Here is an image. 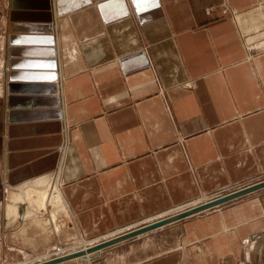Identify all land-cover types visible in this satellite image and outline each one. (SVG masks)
I'll return each mask as SVG.
<instances>
[{
	"label": "crops",
	"instance_id": "0c3cea01",
	"mask_svg": "<svg viewBox=\"0 0 264 264\" xmlns=\"http://www.w3.org/2000/svg\"><path fill=\"white\" fill-rule=\"evenodd\" d=\"M0 7L3 165L9 190L31 182L28 257L264 178V0ZM89 254L54 264H264V186Z\"/></svg>",
	"mask_w": 264,
	"mask_h": 264
},
{
	"label": "rangeland",
	"instance_id": "374dc122",
	"mask_svg": "<svg viewBox=\"0 0 264 264\" xmlns=\"http://www.w3.org/2000/svg\"><path fill=\"white\" fill-rule=\"evenodd\" d=\"M1 19L2 18L0 16V264H14L15 262L22 263L23 261L35 259V257H31V258L28 257V256H30V222H31V216L26 217L25 220H23L22 222L19 221L20 220L19 219L18 222L13 226L8 227L6 225V209H5V207H6V203H7V193L9 191V189H11V188H9V186L6 182L5 168L3 165L4 164L3 163L4 145L2 144L3 135H2L1 117H2V111H3V107H4L5 102H4V93H3L4 32H3V20H1ZM260 175H262V174H260ZM259 177H261V176H259ZM259 179H261V178H259ZM259 179H257V180H259ZM257 180H255V181H257ZM13 188H16V187H13ZM30 199H31V196H30ZM48 209H50V206H48ZM46 217H47V215H45V217H43V219L46 220L47 219ZM45 227H47L46 229H47L48 233H50V231H51L50 226L46 224ZM42 235H47V233L45 232ZM79 247H80V245H79ZM54 254L55 253H52V254H49V255H46L43 257H48V256H51ZM21 260H23V261H21Z\"/></svg>",
	"mask_w": 264,
	"mask_h": 264
},
{
	"label": "water",
	"instance_id": "95a60500",
	"mask_svg": "<svg viewBox=\"0 0 264 264\" xmlns=\"http://www.w3.org/2000/svg\"><path fill=\"white\" fill-rule=\"evenodd\" d=\"M264 186V178H261L257 181L251 182L249 184H246L244 186L238 187L236 189H233L231 191L219 194L217 196L211 197L207 200H204L202 202L193 204L191 206H187L185 208L179 209L173 213L167 214L165 216L153 219L151 221L145 222L141 225L132 227L130 229L124 230L122 232L116 233L114 235L108 236L106 238H102L100 240L94 241L90 244H87L84 247H75L68 251H59V253H55L54 255L48 256V257H42L40 259H31L27 262H24L22 264H54L62 260H67L75 256H81L84 253H90L95 252L97 249L102 248L104 246H107L111 243H114L116 241L122 240L127 237L134 236L136 234H139L143 231L161 226L165 223L171 222L173 220L185 217L187 215L193 214L195 212H198L200 210L206 209L210 206L216 205L218 203L224 202L226 200H229L231 198L237 197L239 195H242L244 193H247L249 191H252L254 189H257L259 187Z\"/></svg>",
	"mask_w": 264,
	"mask_h": 264
},
{
	"label": "bare ground",
	"instance_id": "6f19581e",
	"mask_svg": "<svg viewBox=\"0 0 264 264\" xmlns=\"http://www.w3.org/2000/svg\"><path fill=\"white\" fill-rule=\"evenodd\" d=\"M58 177H59V175H58ZM30 196H31V182L30 183H26L23 186H19L15 190H9L8 191V193H7V203H6V225L8 227L9 226H13V225H15L18 222L21 213H22V217L21 218H23L22 221L25 220L26 217L31 216V199H30ZM58 197L59 196H58L57 191H52L51 199H53L54 201H57ZM22 205H23L24 209H23L22 212H20V207ZM90 243H92V242L86 243L84 245H80V247H84V246H86L87 244H90ZM59 251L63 252L65 250L60 248L55 253H59ZM90 253H92V252H90ZM82 256L83 257H81V256H75V257L89 258L90 254L87 252V253H84ZM75 257H72V258H75ZM35 259H40V258H35ZM62 261H64V260H62ZM24 262H27V261H24ZM24 262H22V263H24ZM59 262H61V261H59ZM22 263H19V264H22Z\"/></svg>",
	"mask_w": 264,
	"mask_h": 264
},
{
	"label": "snow or ice",
	"instance_id": "6c2138e0",
	"mask_svg": "<svg viewBox=\"0 0 264 264\" xmlns=\"http://www.w3.org/2000/svg\"><path fill=\"white\" fill-rule=\"evenodd\" d=\"M142 2H145V3H147V2H149V0H142Z\"/></svg>",
	"mask_w": 264,
	"mask_h": 264
}]
</instances>
